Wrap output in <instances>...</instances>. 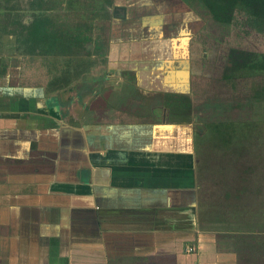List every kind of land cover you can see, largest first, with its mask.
<instances>
[{
    "label": "crops",
    "instance_id": "obj_1",
    "mask_svg": "<svg viewBox=\"0 0 264 264\" xmlns=\"http://www.w3.org/2000/svg\"><path fill=\"white\" fill-rule=\"evenodd\" d=\"M57 3L0 0V264H264L261 230L245 228L257 221L211 220V205L198 212L187 129L197 59L126 58L134 79L109 60L93 66L95 90L79 92L53 75L50 52L101 49V30L76 27L81 43L69 46L64 20L75 13L71 1L70 11L58 5L62 13ZM94 19L101 29L104 15ZM108 32L107 40L127 29ZM132 44L117 39L108 49L119 61ZM168 46L160 38L155 47Z\"/></svg>",
    "mask_w": 264,
    "mask_h": 264
},
{
    "label": "rangeland",
    "instance_id": "obj_2",
    "mask_svg": "<svg viewBox=\"0 0 264 264\" xmlns=\"http://www.w3.org/2000/svg\"><path fill=\"white\" fill-rule=\"evenodd\" d=\"M85 1L73 0L71 7L75 15H67L70 16L68 21L64 20L67 32L72 34L78 29L76 27L85 26L84 19L93 28L99 27L100 21L94 19L95 15L98 18L104 15V20L105 17L108 19L102 27L108 31L114 28L105 8L103 13L93 11L91 8L95 7V0ZM154 1L117 0L118 7L127 9L123 8L128 25L122 26L127 32L110 34L108 40L107 35L101 33L96 41L102 43V48L89 50L88 53L80 50L64 52L61 48H54L50 52L53 60L49 62H54L50 65L51 72L54 76L63 74L69 78L67 80H71L70 84L77 91L91 94L95 90L92 71L95 64L106 65L109 60L116 61L114 65L117 68L113 67L124 77L127 68L120 62L130 57L154 59L170 52L172 58L184 54L192 61L197 59L193 66L198 67L199 73L190 79L194 117L187 129L194 145L198 212L203 214L207 208L212 209L211 205L213 215L208 216L211 220L241 221L242 227L244 223L257 221L255 227L245 225V228L253 231L257 227L264 236V73L246 75L243 70L232 71L230 78L224 76L228 72L226 66H231L239 51L264 53V19L237 6L233 8L230 22L220 23L211 17L199 0H160L157 9H149ZM58 5H67V0H58L55 4V11L62 13ZM67 9L70 11V6ZM169 24L172 26L168 27ZM160 38L169 42L163 52L155 47ZM93 39L95 42V36ZM117 39L129 45L135 40L133 52L118 55V58L121 57L119 61L108 49L109 43ZM175 49H181V52L174 54L172 51ZM108 68L107 65L103 69ZM148 71L156 72L158 69L154 67ZM125 75L133 79L136 77L128 73ZM79 79L85 81L80 82ZM77 82L79 84L75 86ZM111 90L117 92L115 87ZM71 108L73 111L74 106L71 105ZM141 111L143 116L148 112L147 107ZM228 123L232 128L225 127L224 124ZM42 153L40 151L39 155Z\"/></svg>",
    "mask_w": 264,
    "mask_h": 264
},
{
    "label": "trees",
    "instance_id": "obj_3",
    "mask_svg": "<svg viewBox=\"0 0 264 264\" xmlns=\"http://www.w3.org/2000/svg\"><path fill=\"white\" fill-rule=\"evenodd\" d=\"M206 8L208 13L211 15V17L220 23H228L232 19V11L234 10V7H240L246 10H250L253 14L261 17L264 19V0H199ZM40 24L38 26V29L40 30V33L45 32L47 29L48 24H44L42 22L43 20H40ZM44 24V25H43ZM56 24V23H55ZM55 30V39L57 38V34L59 33V28L57 25L54 26ZM45 39V38H44ZM60 44L67 42L66 36L62 38ZM70 44L69 46H77L74 44L81 43L79 40L78 42H75L78 40L75 33H72L69 37ZM66 52H76L78 50H72V49H66ZM64 51V52H65ZM39 53H44V51H39ZM231 66H226V74L224 76L226 78H230L232 71H246V75L251 74H258V73H264V53H253V52H245V51H239V55L232 59ZM225 127H231V125L224 124ZM232 128V127H231Z\"/></svg>",
    "mask_w": 264,
    "mask_h": 264
},
{
    "label": "flooded vegetation",
    "instance_id": "obj_4",
    "mask_svg": "<svg viewBox=\"0 0 264 264\" xmlns=\"http://www.w3.org/2000/svg\"><path fill=\"white\" fill-rule=\"evenodd\" d=\"M68 1H71V3L73 2V0H67V5L69 7V4H68ZM99 1V2H97ZM95 0L94 2V6L99 10V12H103L104 11V8L106 9V12L109 13L106 14L112 18V16L114 17V19H120L119 22H112V26L113 27H118L121 28L122 26H125V25H128L127 22H123L124 19H126V16H124L125 14V11L124 7H118L117 5H113L112 4V1L111 0ZM158 2L160 0H157ZM85 3H88V1L86 0ZM124 8V9H123ZM91 9H94V7H92ZM123 9V10H121ZM127 10V9H126ZM129 13V11H127V14ZM113 14V15H112ZM106 21L107 22V18L105 17ZM111 25V23H110ZM80 28H83L84 32H87V31H93V32H97V30H101L99 33H108V30L105 29L104 27H102L101 29H98L99 27H95L94 28L91 26V23L89 22L87 25L83 26V27H80ZM110 31V30H109ZM77 117V116H76ZM75 118V117H74Z\"/></svg>",
    "mask_w": 264,
    "mask_h": 264
},
{
    "label": "built area",
    "instance_id": "obj_5",
    "mask_svg": "<svg viewBox=\"0 0 264 264\" xmlns=\"http://www.w3.org/2000/svg\"><path fill=\"white\" fill-rule=\"evenodd\" d=\"M189 250H191V248H189Z\"/></svg>",
    "mask_w": 264,
    "mask_h": 264
}]
</instances>
